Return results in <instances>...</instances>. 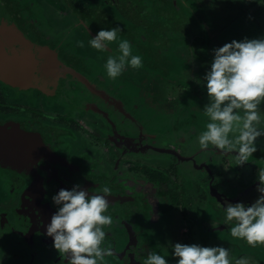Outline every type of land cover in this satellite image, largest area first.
I'll return each instance as SVG.
<instances>
[{
  "label": "flooded vegetation",
  "instance_id": "1",
  "mask_svg": "<svg viewBox=\"0 0 264 264\" xmlns=\"http://www.w3.org/2000/svg\"><path fill=\"white\" fill-rule=\"evenodd\" d=\"M7 1L20 17L7 13L4 22L18 27L31 41L56 49L61 58L51 40L64 39V33H55L50 19L37 22L35 17L41 14L39 5L49 6L52 1L62 5L56 11L58 17H71L79 24L83 17L79 0H15L14 5ZM21 17L34 25L32 31L22 25ZM76 24L65 31L80 30ZM31 32L38 38H32ZM59 97L0 81V264H66L46 228L57 210L52 197L76 184L90 194L105 184L112 189L106 199L114 223L105 231L114 255L106 257L107 264H142L150 252L176 264L175 243L222 246L236 258L247 257L250 264H264V246L253 248L233 238L231 225L224 224V207L240 201L253 161L243 166H235L228 156L208 161L219 150L202 154L197 130L178 126L182 104L172 117L171 110L160 115L155 111L158 101L146 98L145 108L153 118L174 123L162 130L132 125L129 109L120 121L87 111L71 113L55 101ZM193 99L188 107L195 105ZM78 130L90 132L94 151L77 143ZM236 169L238 174L232 176ZM238 178L244 185H239Z\"/></svg>",
  "mask_w": 264,
  "mask_h": 264
},
{
  "label": "rangeland",
  "instance_id": "2",
  "mask_svg": "<svg viewBox=\"0 0 264 264\" xmlns=\"http://www.w3.org/2000/svg\"><path fill=\"white\" fill-rule=\"evenodd\" d=\"M189 1L191 9L182 7L177 0H79L83 8L79 24H76L77 19L70 17L63 20L58 17L56 11L62 7L58 2L51 1L49 6H46L47 3L39 5L42 15L38 12L35 20L50 19L48 24L55 33L59 31L60 36L65 35L62 40L57 39L58 36L51 40L53 46L59 49L65 75L61 96L55 101L64 104L71 113L87 111V114L107 120L114 117L120 121L129 109L132 125L144 124L162 130L169 128L173 122L162 117L155 119L145 108L146 98L150 96L149 99L158 101L155 111H160V115L172 111L174 117L175 108L180 109L182 104L181 111L184 113L181 121L177 122L178 126H191L198 135L208 122L203 112L204 106L209 103L203 78L214 59L213 49L233 40L264 37V0H193L195 4ZM18 16L16 13L14 17ZM53 17L55 23L52 22ZM21 22L32 31L34 25L22 17ZM71 23L78 25L80 30L74 28V32L68 34L66 31ZM117 26L123 31L118 34V41L109 45V51L98 52L89 45L90 39L100 30ZM203 35L214 39L203 40L205 45L202 46L201 42L200 53L198 47L194 48V42L199 37L201 41ZM31 36L38 38L37 33L31 32ZM119 40H128L132 44L133 55L142 57L143 67L139 70L128 67L113 81L107 78L104 64L109 55L117 53ZM78 41H83L84 47H79ZM193 49L196 52L189 56V51ZM198 59L199 64L196 63ZM191 97H194L196 107H188ZM261 114L264 115V104L261 105ZM110 125L113 126L112 123ZM81 126L84 127V123ZM78 135L77 143L82 142L94 151L89 140L90 132L78 130ZM257 148L255 160L249 158L253 161L247 175L250 177L249 184L236 203L251 205L260 195L256 188L259 168H264V136L258 138ZM211 151L214 150H202V154ZM237 174L236 169L232 176ZM241 181L238 178L239 185H244ZM246 251L250 253L249 249Z\"/></svg>",
  "mask_w": 264,
  "mask_h": 264
},
{
  "label": "clouds",
  "instance_id": "3",
  "mask_svg": "<svg viewBox=\"0 0 264 264\" xmlns=\"http://www.w3.org/2000/svg\"><path fill=\"white\" fill-rule=\"evenodd\" d=\"M120 27L102 29L91 38L89 45L98 52L109 51L118 41ZM84 47L83 41H78ZM214 59L204 76L209 103L203 112L208 118L197 137L200 150H219L235 166H243L257 152V140L264 136V37L233 40L213 49ZM131 67H143L142 57L133 55L132 44L119 40L117 53L108 56L104 68L107 78L117 80ZM54 119V117H49ZM227 170V168H226ZM260 194L251 205L227 203L225 225L230 234L244 240L250 247L264 246V168L257 174ZM112 189L105 184L92 193L76 184L71 190L60 189L52 197L56 212L51 216L46 233L53 238V247L66 264H107L114 255L111 243L106 244V228L113 226L108 214ZM214 227V225H212ZM215 228V227H214ZM176 264H250L247 257L236 258L222 246L199 244L172 245ZM142 264H169L165 256L150 252Z\"/></svg>",
  "mask_w": 264,
  "mask_h": 264
},
{
  "label": "water",
  "instance_id": "4",
  "mask_svg": "<svg viewBox=\"0 0 264 264\" xmlns=\"http://www.w3.org/2000/svg\"><path fill=\"white\" fill-rule=\"evenodd\" d=\"M7 13L5 2L0 0V81L24 90L33 88L51 98L59 97L65 75L58 52L31 41L15 25L6 24L3 19ZM220 156L227 157L218 151L208 161Z\"/></svg>",
  "mask_w": 264,
  "mask_h": 264
},
{
  "label": "crops",
  "instance_id": "5",
  "mask_svg": "<svg viewBox=\"0 0 264 264\" xmlns=\"http://www.w3.org/2000/svg\"><path fill=\"white\" fill-rule=\"evenodd\" d=\"M177 1L179 2V4H180L182 7L184 6V7H188L189 9H191V7L188 6V2H189V5H191L189 0H177ZM191 2L194 3L193 0H192ZM194 4H195V3H194ZM192 5H193V4H192ZM203 31H204V30H203ZM194 38H195V37H194ZM192 39H193V38H192ZM200 39H201V37H199V38L196 39V41L194 42V43H195V47H194V48H196V47L199 48L201 42H202V44H203L202 46H204L205 43H204L203 40H205V39H210V40H211V39H214V38H211V37H208V36H204V35H203V38H202L201 41H199ZM210 40H209V41H210ZM193 45H194V44H193ZM196 45H197V46H196ZM205 48H206V47H205ZM200 50H201V48H199L198 51H200ZM195 52H196V50H194V49H193L192 51H189V56L192 55V54L195 53ZM198 53H199V52H198ZM200 53H201V51H200ZM196 63L199 64V59L196 60ZM196 63H195V64H196ZM189 64H190V63H189ZM190 65H191V66H190L191 68H194V67L192 66V64H190ZM188 67H189V66H188ZM190 83H191V82H190V80H189V85L191 86ZM180 86H181V85H180ZM186 86H188V85H186ZM197 87H198V86H197Z\"/></svg>",
  "mask_w": 264,
  "mask_h": 264
},
{
  "label": "trees",
  "instance_id": "6",
  "mask_svg": "<svg viewBox=\"0 0 264 264\" xmlns=\"http://www.w3.org/2000/svg\"><path fill=\"white\" fill-rule=\"evenodd\" d=\"M3 1H4L5 4H6L7 12L10 13V14L12 15V17H14V16H15V12H17L16 9L14 8V6H9L7 0H3ZM17 1H18V0H17ZM11 3L14 5V4H15V0H11ZM104 18H105V17H104Z\"/></svg>",
  "mask_w": 264,
  "mask_h": 264
}]
</instances>
